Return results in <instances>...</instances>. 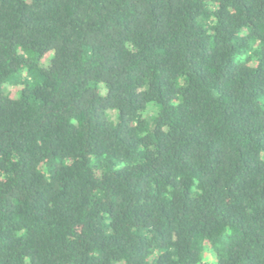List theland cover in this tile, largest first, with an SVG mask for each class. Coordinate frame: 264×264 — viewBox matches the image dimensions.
Segmentation results:
<instances>
[{
	"label": "trees",
	"instance_id": "trees-1",
	"mask_svg": "<svg viewBox=\"0 0 264 264\" xmlns=\"http://www.w3.org/2000/svg\"><path fill=\"white\" fill-rule=\"evenodd\" d=\"M0 264H264V0H0Z\"/></svg>",
	"mask_w": 264,
	"mask_h": 264
},
{
	"label": "rangeland",
	"instance_id": "rangeland-1",
	"mask_svg": "<svg viewBox=\"0 0 264 264\" xmlns=\"http://www.w3.org/2000/svg\"><path fill=\"white\" fill-rule=\"evenodd\" d=\"M24 81H26V75L23 71H20L18 74L12 76L9 79L10 83H7L5 89L6 91L11 92L10 94L12 99H16L20 95V92L23 89L22 83ZM15 83H17L18 85H15ZM28 85L31 87L33 86L32 83H29Z\"/></svg>",
	"mask_w": 264,
	"mask_h": 264
}]
</instances>
